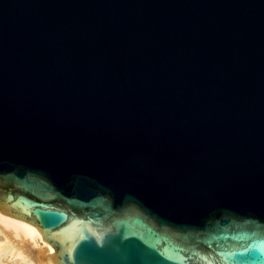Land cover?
I'll return each instance as SVG.
<instances>
[{"label":"water","instance_id":"1","mask_svg":"<svg viewBox=\"0 0 264 264\" xmlns=\"http://www.w3.org/2000/svg\"><path fill=\"white\" fill-rule=\"evenodd\" d=\"M0 213L39 264H264V0H0Z\"/></svg>","mask_w":264,"mask_h":264},{"label":"bare ground","instance_id":"2","mask_svg":"<svg viewBox=\"0 0 264 264\" xmlns=\"http://www.w3.org/2000/svg\"><path fill=\"white\" fill-rule=\"evenodd\" d=\"M46 245L35 226L28 222L0 213V264H39L33 248Z\"/></svg>","mask_w":264,"mask_h":264}]
</instances>
